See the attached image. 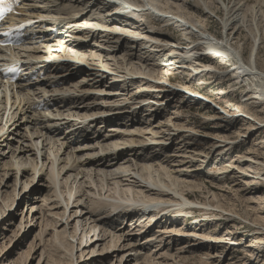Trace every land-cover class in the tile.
<instances>
[{
  "label": "bare ground",
  "instance_id": "1",
  "mask_svg": "<svg viewBox=\"0 0 264 264\" xmlns=\"http://www.w3.org/2000/svg\"><path fill=\"white\" fill-rule=\"evenodd\" d=\"M124 1L42 0V3L37 5L33 0H29L26 4L27 10L20 11V14L16 17L18 21L26 19L36 20L42 16H56L57 20L66 17L70 18L67 19L66 24L71 25L78 23L84 18V20L95 19L96 24H94V27L99 28L101 31H107L105 35L91 34L92 42L89 44L79 43L77 45L79 51H74V59L78 63L83 64L84 66L82 67H78L74 63L54 65L49 67V70H46L43 78H32L31 75L26 73L28 75L20 77L15 85L7 86L4 82H0V93L13 94L9 105L3 106V103L0 102V161H3L2 169H0V216L3 217L5 211L11 204H14L15 198H18V202L29 204L27 220L31 217L30 222L39 221L38 225L41 228L36 235L39 243L36 246H33L35 245L33 243L29 246L28 252H24L26 258L21 254L22 258H25H23L25 262H21V264H26L31 252L35 249L32 255L37 254V251L45 243L44 237L49 234L48 230L51 229L53 230V235L52 237L50 235V237L53 238L54 244L56 243L55 246H51L54 250L53 252L61 254L58 259L65 260L66 258L72 264L75 259L73 254L75 246L73 242L65 239L67 236L72 241L78 237L76 240V252L77 248L82 246L83 240L88 239L87 241L85 240L86 244L83 246V249L85 247L86 249L79 254V257L87 250L92 255L97 249V251L113 249L116 251L114 254L117 252L121 253L118 258V264H159L157 263L158 259L164 256L176 259L187 253L202 255L201 251L204 252V256L200 257L201 264H208L210 260L215 261L214 263L217 262V264H224L228 261L226 256L218 255L216 246L211 245V243L207 244L206 241L212 242V238L205 236V234L193 233L194 230L190 232L182 231V229L180 230L177 227V223L183 220L184 224V215L182 213L186 210H195L202 207L201 210L209 211L207 208H213L211 204H202L189 200L187 191L191 190V188L187 190L184 187L187 183L185 180L193 176L195 171H198L199 168L196 166V168H193V165H196L201 159H203L202 161L207 160V158L211 160L210 163L207 162L206 168L213 167L218 163L221 164L232 151L231 147L225 144L226 146L223 148L214 149L213 147L209 151L202 150L200 153L189 151L187 144L189 143L187 142L189 135L181 136L179 132H176V126L171 123V120H168L166 124L156 123V125L150 122L151 119H148L149 122H147V119L144 122L138 116L143 110L145 113V111L155 112L156 109H161L163 102L169 98L167 97L170 96L168 90L171 89L170 87H172L173 83L170 80L171 86L165 83L168 78L162 82L168 85V90L163 87L159 89L150 84L153 79L160 81V72L167 77L170 72L179 74L180 71H188L192 75L189 82L191 85L195 81L199 82L198 85L203 84L202 81L207 75H217L219 77L218 80H221L225 78V73L216 72L217 70L212 66L203 65L201 67L200 63H203L205 59H220L224 55L231 58L228 63H233V67L230 70L233 78H235L234 80L239 81V84L250 81V84L253 85L251 88L249 84L248 91L241 101L245 102L246 108L249 107L256 111L258 102L264 101V71L259 66V53L261 44L264 42V29L261 24H264V20H260L259 17H263V15L261 16L263 13L249 9L251 15L253 17L255 15V17L252 18V21H246V17H243L245 16L244 11L242 12L244 15L241 14L240 16L241 6L237 2H234L235 7L231 9L230 7L225 8L227 14L223 27L227 29L228 35L231 36L233 31L237 30L239 32L240 29L245 28L249 31L251 38L257 43V46L254 45L256 48H252L250 62L245 65L241 61V52L237 53L228 44L229 38L226 41L222 40L221 44H224V46L220 45L222 47H219L215 40L213 42L209 39L208 33L203 31L205 30L203 27L198 33L195 32L190 26L189 19L180 14L181 11L176 12L175 10L174 12L176 13H173L170 9L172 12L170 10L166 12L168 7H165L164 4L162 5L161 0H157L158 3L155 0H146V3H143L142 0H133L135 3H131L129 0ZM110 2H117V11L113 15L107 14L102 18V14H99L95 8L100 7L107 11V9L111 8ZM89 6H92L90 15L78 16L85 12ZM152 10L153 12H151ZM149 12L161 24L167 23L170 27L172 25L173 28H180L188 36L196 34L197 42L192 45L188 43V47H182L171 41L161 44L164 36L157 31H148L145 34V32L143 33L140 30L142 33L140 32L137 35H134L136 32L133 31L128 32L131 35L125 34L127 33L125 29L128 28V26L125 27V23L134 21L135 24H139V21L135 18L138 15L143 16ZM98 19H104L105 21L102 22ZM253 21L256 24H253ZM54 24L47 25L49 27L46 30H50ZM85 25L93 26L90 22H86ZM136 30H139V28ZM40 31L41 26L33 27L32 32L37 33ZM116 31L122 35H118ZM236 33L234 34L236 35ZM84 38H89V35ZM102 40L104 41L101 42ZM229 41H233V37ZM139 43H142L141 46L143 48L140 50L143 52L141 55L143 58L138 59L137 65L133 60L137 59L136 53ZM199 46L202 47L199 48ZM201 48H203V51L199 52ZM38 51L39 49L34 45V40L30 35L26 45L12 50L0 47V66L9 57V53L17 61L25 62L30 73L33 67L27 63L35 58ZM100 52H102L101 56ZM206 53L208 54L205 57ZM241 67L244 68V71ZM157 71L158 78L156 77L155 79ZM109 72L113 75V77H110L113 79V81L110 80L111 82L107 81V77H109L107 73ZM63 75H70L76 79L72 78L69 81ZM75 80L77 81L74 82ZM129 84L138 85L133 91L134 93H129L126 89ZM187 87L179 88L180 92L186 93L188 101L186 105L206 98L199 93L189 91ZM221 90L223 91V89ZM223 93L221 92V95ZM217 95L220 96V94ZM112 97L122 98V104H118L120 101H112L114 104H111ZM167 101L171 103L170 100ZM113 108L115 109L113 110ZM127 108H129V112L126 111ZM247 114L250 115L248 119L251 120L252 113L248 112ZM151 115L146 116H148L147 118H152L153 116ZM235 117L238 121L239 118ZM260 120L264 119L260 118ZM120 121L121 124L119 123ZM108 123L115 127L111 126L112 128L110 127L111 129L109 128L110 130L106 134L99 131L92 132L93 130H91L95 129L94 127L101 130ZM128 123H137V126H142L141 128L143 129L138 127V129L132 128V130L129 127L130 130H128L129 128L126 127ZM117 124L118 126L122 125L125 129L121 130ZM168 126H172L174 129ZM162 128L166 129L162 130ZM261 129H264V125L263 127L258 126L253 131L258 132ZM188 131L190 132L191 130ZM247 131L251 130L247 129ZM165 132L168 134H165ZM159 134L163 135L157 141ZM253 134L254 132L245 133L248 137ZM178 136L179 139L176 141V145H173V142L168 144L170 140L174 141V137ZM144 137H147V143L144 141ZM154 139L156 145L143 147L150 145ZM167 145L170 148L175 147L174 151L170 152L171 155H166ZM262 145L264 146V142L261 143ZM151 149L153 151L155 149L158 153H151ZM260 149L261 147L259 146L254 151L258 153ZM209 154H212V156H208ZM197 156L201 159L194 160ZM252 156L246 158L239 156L235 162H227L225 165L220 166L216 174L217 177L214 179L215 182L220 184L221 180H223L219 178L220 176L230 175L232 184L234 183V187H237L240 178L245 180L244 177L254 176V174L255 176L263 177L264 166L261 168V164L264 165V160L260 158L259 154L255 157L254 155ZM131 158L137 159L138 163L131 160ZM151 158L152 160L149 161ZM154 160H158L157 162L159 163L152 162ZM38 162H40L39 165ZM9 169L16 173L13 175L15 184L13 183L12 185L7 182L3 183ZM27 170L31 172V177L27 178ZM18 174L22 176L21 181L18 179ZM38 174L44 175L48 183H38L36 185L38 186L37 189H35L36 186H34L35 188L33 186L28 188ZM256 179L254 180L253 178V180L242 183L243 188H240V191L253 197L254 195H263L261 189H251V186L258 184L256 182L259 181L257 176ZM17 184L20 185L18 191ZM49 184L52 192L47 197L46 195L41 196L42 187L47 188ZM193 188L199 190L201 187L195 184ZM202 188L204 187L202 186ZM63 189L64 191H62ZM211 194L212 196L210 197L213 200L216 196L213 193ZM71 200L73 203H69ZM263 201L264 197L258 196L254 199L251 197L247 202L249 204H260ZM49 203L50 205H48ZM173 203L174 205H171ZM216 208L221 209L219 207ZM35 209L36 211L34 212ZM136 214L139 218L137 219L138 221L148 220L146 222L147 225H144L145 231H142L140 235H145L146 232L150 233L153 228H157L160 225L162 226V229H160L162 230L161 233L160 231L157 233L154 231L156 234L148 235L147 238L145 236L144 244H139L134 241L136 235L132 231L136 227L141 228L142 222H139L138 226L133 225V230L127 227L124 229L122 227L115 228L116 221L121 220L120 222H123L126 218H133L132 220L134 221V215L136 216ZM161 214H163L162 217H160ZM167 217L168 220L164 222L163 220L167 219ZM12 218L13 213L7 215L2 224H8ZM257 221H262V224L264 222L261 218H257ZM150 222L153 223L151 224ZM71 228L73 232L67 234V229ZM105 228H113L115 231ZM138 231H141V229ZM181 231L186 236L185 239H187L184 243H181V240L179 242L177 240L178 236L182 235ZM192 235L201 239V241L196 240L194 237V239H191ZM232 241L234 243H230L232 245L229 246L238 247L236 239H232ZM44 246L39 253L37 264H44L45 262V260L43 261L45 255ZM150 246L154 248L151 254V251L149 252L150 255L140 253ZM162 251H165L164 254H162ZM6 259L5 257V261ZM16 263L17 261H7L4 264ZM45 264L55 263L46 261Z\"/></svg>",
  "mask_w": 264,
  "mask_h": 264
},
{
  "label": "rangeland",
  "instance_id": "2",
  "mask_svg": "<svg viewBox=\"0 0 264 264\" xmlns=\"http://www.w3.org/2000/svg\"><path fill=\"white\" fill-rule=\"evenodd\" d=\"M156 1L157 0H155V2ZM142 2L146 3V0H142ZM234 2H237L241 6L240 16H241V14L244 13L245 16H243V17L244 18L246 17L245 18L246 21H250V20L252 21V18L255 17V15H254V17L251 15L252 10L255 12H257L256 10L261 11L263 13V14H261V16L263 15V17H259V18H260V20H262V19L264 20V0H184V1L183 0H161V4L162 5L164 4L165 7L166 6L168 7V10L166 12H169L170 9L173 11V13H176L177 11H179V12L181 11L182 13L180 12V14L189 19L188 21L191 23V25L190 24L189 25L193 28V30H195V32H199L201 29L204 28L205 30H203V31H206V33H208L210 35L209 36L207 34L209 39H211L212 41L214 40L213 38H216L220 42L222 40L226 41V40H228V38L230 40V38L233 37V41L228 40V44L231 45V49H234L235 51H237V53H239V51H240L242 54V61L244 63H249L250 59H251L252 48H256V46H257V43L255 42V40H253V38H251L249 31L245 28H242V29H240L239 32H237V30H235L233 32L231 31L232 32L231 36H229L228 35L229 33H227V29L225 27H223L224 26L223 23H224V20L226 19L225 17L227 14L225 8L230 7V9H231L232 7H235ZM156 3H158V1ZM137 5H139V4L137 3ZM98 9H100V11H105V9H101L100 7L95 8V10H97V11H98ZM249 9H251V11ZM171 10H170V12H172ZM175 10H176V12H174ZM248 12H249V14H248ZM169 16H172V15H169ZM143 17L144 16L138 15V17L135 18L136 20L139 21L140 25L135 24L134 21L129 22V23H125L124 24L125 27L128 26V28L125 29V31L127 33H125V32L124 33L126 35H128V34L131 35V33H128V32L133 31V32H136V34H134V35H137L141 31H143V33L145 32V34L148 31L149 32H151V31L156 32L157 31L158 33H161V35H163L165 37V39H167V41L164 42L165 39L163 37L162 38L163 41L161 42V44H165L166 42L168 43V41H171L173 43L176 42L179 46L181 45L182 47H186V46L188 47V43H190L192 45L193 43L197 42V35L196 34L188 36L187 34H184L183 31H179L178 28L177 29L172 28V25H171V27H168L169 25L167 23L161 24V22L156 21L155 18H153V17L146 16L145 20ZM140 18L145 21V25L141 26L142 23L140 21ZM119 21H121V20H119ZM252 23L256 24V22H254V21ZM261 24L263 25V29H264V24L263 23H261ZM132 26H134V27L132 28ZM138 28H139V30H136ZM234 33H236V35ZM183 36H184V38H183ZM103 41L104 40H102L101 42H103ZM253 41H254V43H253ZM141 45H142V43L138 44V46H137L138 49H137V53H136L137 59L133 60L134 63L137 65H138L137 62H139L138 59L143 58V56L141 57V55L143 54V52L140 50L141 48H143ZM254 45H256V46H254ZM202 49L203 48H201V50H199V52L203 51ZM207 54L208 53L205 54V57L207 56ZM101 55H102V52H100V56ZM259 58H260L259 59V66L261 69L263 68L262 70L264 71V42L261 44ZM154 60H156V59H154ZM232 64L233 63H225V62H223L219 59H215V58L203 60V63H200L201 67L203 65L204 66H212L217 70L216 72H218V73L223 72L226 74V76L224 75L225 78L218 80L219 77H217V75H207L206 77H204V80L202 79L203 80L202 83L207 84L209 86L204 87L201 90L198 87L194 86V84H195L194 82L192 83V85L189 83L191 78H192V75L190 72H188V71L187 72H181L180 71L179 72L180 75L176 78V81L173 82V85L169 83V80H167L165 82V83L170 84V86L172 85V87H173V88L170 87L171 89H169V90L167 89L168 92L170 93V96H167V97H169L167 100H170L171 103H168L167 100L164 101L162 108L159 110L156 109L155 112L145 111V113H144V110H143V112L138 116V118L143 120L144 122H146V119H147V122H149L148 119H151L150 122L152 124H156V123L157 124L158 123H165L166 124L168 120H171L172 121L171 123H173L176 126L175 127L176 132H179V134H181V136H188L189 135V140L187 141V142H189V143H187L189 151L200 153L202 150H208L209 151L213 147H214V149L223 148L226 145L231 147L232 151H230L229 156L224 161H222L221 164L218 163L215 166L210 167V168H206L207 162L210 163V161H211L209 158H207V160L205 159L204 161H202L203 159L199 158L198 156L195 157L196 159H194V160H200L201 159V161H200L201 163L198 162V163H196V165L195 164L193 165L194 166L193 168H196V167L199 168L198 171H195L193 173V176L188 177L187 180H185L187 183L185 184L184 187L187 188V190L191 188V190L187 191V193H188L187 198L188 199L190 198L189 200H191L192 202H197V203H202V204H204V203L211 204L213 206V208H207V209H209V211L201 210L202 207H199V208L195 209L194 211H192V210L184 211L182 214L184 216L185 215H191L193 217V220L188 221V223H186V224L185 223L183 224V220H182V222L179 221V223H177L178 224L177 227L180 230L182 229V231L190 232V231L194 230L193 233L196 232V233H200V234H205V236L207 235L209 238H212L213 239L212 242H210V241L209 242L206 241V242H207V244L211 243V245H214L217 247L216 252H218L219 256H222V257L226 256V258H228V261L224 264H264V237H263L264 236V225H263L264 222L262 224V221L261 222L257 221V218H259V219L261 218L264 221V201L262 203H260L261 205L259 203H257L258 204L257 205V204H249L247 202L248 199H250L251 197L253 199L255 197L257 198L258 196L264 197V176L259 177L258 175H256L257 178H259L260 182L256 181L258 184L251 186V189H261L263 191V195L262 194L261 195H254V197L251 195H247V193H245V192H241L240 188H243L242 183H244L245 181L253 180V178H254V180H257L255 174H254V176L244 177L245 180H242V178H240L239 183L237 184L238 185L237 187H234V183L232 184V179H231L230 175H228V176L225 175L224 177L220 176L219 178H222L224 180L223 181L220 179L222 182V183L220 182V184L218 182H215V180H214L217 177L216 174L218 173L220 166H222L223 164L225 165V163H227V162H235V160H237L239 156L242 158H246L249 156L253 157L252 155H254V157H255L257 154H259L260 158L262 160H264L263 159L264 158V153H263L264 152V146L263 145L261 146V143L264 142V129H261L258 132L253 131L258 126L263 127V125H264V122H263L264 120H260V118L264 119V101H261V103L257 101L258 102V105H257L258 108L255 111L253 109H250L249 107L246 108L244 101H241V103H244V104L240 105L238 103L237 98L234 99V101H233L231 98H225V97L222 98L221 95L220 96L217 95V94L222 92V91L219 92V90L225 88L226 90H224V91L228 92L229 88L231 86H235V83L237 84V82L240 83L239 81H235L234 80L235 78H233V75H232L231 70H230V68L233 67ZM199 66H197V67H199ZM155 74H156L155 75V79H156V77L158 75V71ZM63 77L69 81H71L72 78L76 79L75 77H72L70 75H63ZM110 77H113V75L112 76L109 75V77H107V81H109V82H111L110 80L113 81V79H111ZM76 81L77 80H75L74 82H76ZM193 81H195V79H193ZM241 81H243V80H241ZM150 84L152 86H156L152 83H150ZM244 84H247L248 88H249L250 81L249 82L246 81V83L244 82ZM137 86L138 85H136V84H134V85L129 84V85H127L126 89L128 90L129 93L130 92L134 93L133 91L137 88ZM180 87H183V88L187 87L188 90L193 92V93H197L199 91L200 94H202L204 97H206V98H202V99H204L205 101H208L209 103L203 102V101L202 102L193 101L189 105H186V103L188 102L187 98H186V93L180 92V89H179ZM250 87L252 88L253 85H251ZM159 89H161V88H159ZM151 97H152V95H151ZM192 98H196V97H192ZM112 101H120V103H118V104H122L121 103L122 98H120V97H115V98L112 97L111 102ZM109 102H110V100H109ZM111 104H114V103L112 102ZM129 106H131V105L129 104ZM132 107H134V106H132ZM114 109L115 108H113V110ZM131 110H134V109H131ZM126 111L129 112V108H127ZM248 112L250 114L252 113L251 114L252 117H250L251 120L248 119L250 116L247 114ZM143 113H144V116H143ZM155 114H157V115H155ZM146 115H148V116L151 115L153 117L147 118L148 116H146ZM235 116H237L239 118L238 121H237ZM119 123L121 124V121ZM111 126L115 127L114 125H109V123H108V125L103 126V128L101 130H98L96 127H94L95 129H91V130H93L92 132L99 131L103 134H106V133H108V130H110L112 128ZM117 126H118V124H117ZM118 127H120L121 130L125 129V128H123L122 125H119ZM126 127L127 128L130 127L131 129L132 128L138 129V127H139L140 129H143V128H141L142 126H137V123L136 124L128 123ZM164 127H166V126H164ZM168 127H170V126H168ZM130 128L128 130H130ZM166 128H162V130L166 129ZM170 128L174 129V128H172V126ZM180 128H184V129L181 130ZM116 129H117V127H116ZM186 129L191 130V131L189 132ZM247 129L251 130V131H247ZM180 132H182V133H180ZM185 132H186V134H185ZM248 132H254V134L251 135L250 137H248L247 135H245V133H248ZM165 134H168V133L165 132ZM162 135L163 134L158 135L157 141L162 138ZM144 138H145V140L144 139L143 140L147 143V140H148L147 137H144ZM174 138H175V140L174 141L170 140V142H168V144L173 142V145H176V141L179 139V136L174 137ZM151 142L152 143L150 145L143 146V147H151L152 145L155 144L154 143L155 139ZM167 146H168V150L165 149L166 155H171V153L174 151L173 149H175V147L170 148L169 145H167ZM259 146L261 147V149L257 153L254 150L256 149V147H259ZM151 150H152L151 153H158V151H155V149H154V151H153V149H151ZM148 152H150V151H148ZM137 154L141 155L140 153H137ZM208 156L211 157L212 154H209ZM131 160L138 163L137 159L131 158ZM151 160H152V158L149 161H151ZM232 160H234V161H232ZM157 161L158 160H154L152 162L159 163ZM2 162L3 161H0V169H2ZM203 162H206V163H203ZM39 163L40 162H38V165H39ZM149 164H151V163H149ZM162 164H164V163H162ZM263 166L264 165L261 164V168ZM15 174L16 173H14V171L9 169L7 171L5 177H4L3 183L7 182V183H9V185H12L13 183L15 184V179L13 176ZM31 176H32L31 172L28 171L27 178L31 177ZM18 179H19V181H21V179H22V176H20L19 174H18ZM168 179H169V177H168ZM188 180H189V182H188ZM42 182L48 183L47 178H45L44 175L42 176V175L38 174L35 177V179H33V181L28 186V188H30V187L32 188V186L34 187L38 183L41 184ZM261 182L263 185L260 184ZM195 184H196V186L199 185V187H201V188L199 190L197 188H193L194 189L193 190L192 187L195 186ZM202 186L204 188H202ZM16 187H17V191H18V189L20 188V185L17 184ZM37 188H38V186H36L35 189H37ZM50 188H51L50 184H49V187H47V188L42 187L40 195L41 196L46 195V197L48 195H50V193L52 192V188L51 189ZM237 190H239L238 193H237ZM62 191H64V189ZM211 193H213L216 196L215 198H213L214 202L212 200V197H210V196H212ZM235 197H236V199H235ZM205 198H207V199H205ZM208 198H210L212 201ZM216 199H217V201H216ZM69 203H73V201L71 200ZM28 205L29 204H27L25 202H21V203L18 202V198H15L14 204H11V206L5 211L3 217L0 216V264H4L7 261H17L16 264H21V262L22 263L25 262L24 259L26 258V256L24 255V252L25 253L28 252V248H29V246H31L32 243L35 244L33 246H36L39 243V239H37V237H36V235L38 234V232L41 229V228H39V225H38L39 221L36 222V220H34V221L30 222L31 217H29V219L27 220L28 213H29V206ZM48 205H50V203ZM171 205H174V203ZM215 205H216V207H219L221 209L214 207ZM196 207H198V206H196ZM259 209L261 212L259 211ZM35 211H36V209L34 210V212ZM254 211H256V212H254ZM11 213H13L12 220L8 224L3 225L2 224L3 220L7 217V215H9ZM112 214H114V213H112ZM162 216H163V214L160 215V217H162ZM129 219L126 218L125 221H123L124 223L120 222L121 220L116 221L115 228L122 227L124 229L125 227H127L128 229L133 230L134 226H138V223L142 222L141 228L136 227V229L134 231H132L136 235L134 241L138 242L139 244H144V241H145L144 237L145 236L147 238L148 235L152 236V234H156L159 231L161 233V231H162V230H160V229H162V226L160 225L159 227L157 226V228H153V230L150 233L146 232L145 235H140L142 231H145L146 228L144 225H147L146 222H148V220H146V221L145 220H142V221L139 220L138 221L137 219H139V218H138L137 214H136V216L134 215V221L132 220L133 218H131L130 220ZM135 220L137 221L136 224H135V222H136ZM166 220H168V217H167V219L165 218L163 221L165 222ZM130 221L131 222L133 221V222L131 223ZM256 221H257V223H256ZM150 223L152 224L153 222H150ZM71 224H73V223H71ZM105 229H109L110 231H115V230H113V228H105ZM139 229H141V231H138ZM261 229L263 230V232ZM154 231H156V233H154ZM182 231H181V234L183 233ZM72 232H73L72 228L67 229V234L72 233ZM48 233L49 234L44 237V240H45L44 245H47V246L43 245L45 248L44 252H45V255L48 256L46 258V256L44 255V259H43V261L45 260L44 264L46 263V261H49L50 263H51V261H53L55 264H72V263H69L66 260V258H65V260L64 259L63 260L58 259V257L61 256V254L60 253H58V254L54 253L53 252L54 250L52 249V247L56 245V243L54 244V242H53V238H51L53 235V230L52 229L48 230ZM260 233L261 234L263 233V234L261 235ZM50 235H51V237H50ZM193 237L196 240L198 239L201 241V239H199L193 235H192L191 239H194ZM50 238H51V240H49ZM77 238L74 239L73 241L71 240V238H69V236H67L65 238V239L69 240L70 242H73V244L75 246V250L73 252L75 259H74L73 264H118V258L120 257L121 253L117 252L116 254H114V252H116V251L113 249H105L104 251H97L98 250L97 249L96 252L93 253L92 255L89 254L88 250H87L82 256L79 257V254L86 249V247L83 249V246L86 244L85 240L87 241L88 239L86 238L83 240L82 246L80 248H77V252H76V240H77ZM178 238H180V239H178ZM178 238H177L178 242L181 240L180 241L181 243L182 242L184 243L187 240V239H185L186 236L183 234L178 236ZM219 238H221V239H219ZM232 239L233 240L236 239V242H238L237 243L238 247L229 246L230 243H234L232 241ZM258 242H261L262 244L258 243ZM43 246H41V248L37 251V254H35L34 256L32 254H33V252H35L36 249L31 252L30 257L28 258L26 264H37L38 259H39V253L43 249L42 248ZM50 249H52V250H50ZM153 249L154 248H152V246H150L140 253L141 254L142 253L149 254V252L151 251L150 252V254H151L154 251ZM45 250H48V251H45ZM145 251H147V252H145ZM164 252L165 251H162V254H164ZM200 253L202 255H199L198 253L197 254L196 253H193V254L187 253V254L181 255L180 257H177V258L175 257L176 259L166 258L164 256V257H161L160 259H158L159 261L157 263H159V264H169V263L170 264H201L202 262L200 261V257L202 258L204 256L203 255L204 252L201 251ZM21 254H22V256L25 257V258L23 257L24 259L22 258ZM5 257L7 258L6 261H5ZM32 257H34V258L32 259ZM20 260H22V261H20ZM102 261H103V263H101ZM214 262L215 261L210 260V261H208V264H217V262L216 263H214Z\"/></svg>",
  "mask_w": 264,
  "mask_h": 264
},
{
  "label": "snow or ice",
  "instance_id": "3",
  "mask_svg": "<svg viewBox=\"0 0 264 264\" xmlns=\"http://www.w3.org/2000/svg\"><path fill=\"white\" fill-rule=\"evenodd\" d=\"M15 2V0H12ZM12 3L9 0H0V19L3 18L4 12L11 11Z\"/></svg>",
  "mask_w": 264,
  "mask_h": 264
},
{
  "label": "trees",
  "instance_id": "4",
  "mask_svg": "<svg viewBox=\"0 0 264 264\" xmlns=\"http://www.w3.org/2000/svg\"><path fill=\"white\" fill-rule=\"evenodd\" d=\"M216 59V58H215Z\"/></svg>",
  "mask_w": 264,
  "mask_h": 264
}]
</instances>
